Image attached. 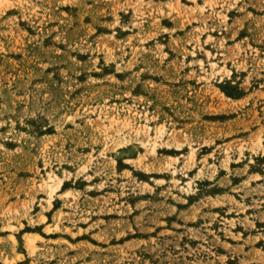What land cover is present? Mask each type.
Here are the masks:
<instances>
[{"label":"rangeland","instance_id":"374dc122","mask_svg":"<svg viewBox=\"0 0 264 264\" xmlns=\"http://www.w3.org/2000/svg\"><path fill=\"white\" fill-rule=\"evenodd\" d=\"M0 264H264V0H0Z\"/></svg>","mask_w":264,"mask_h":264},{"label":"bare ground","instance_id":"6f19581e","mask_svg":"<svg viewBox=\"0 0 264 264\" xmlns=\"http://www.w3.org/2000/svg\"><path fill=\"white\" fill-rule=\"evenodd\" d=\"M158 130H159V132H163L164 131L163 126H161ZM150 148H151V150L153 152H157V141L153 142L151 144ZM179 148H181V147H179ZM194 152H195V150L192 149V154ZM56 177H58V178H56ZM63 182H64V179L62 177H59V176H56V175H52V174L49 175V180L45 181V183L48 185V188L50 189V191H49V199L48 200H49V203L51 205L53 204L52 200H53L54 194L59 192V191H62L60 189V187L63 185ZM63 194L65 196H68L69 194H71V189L65 190L63 192ZM26 235H27V245L29 247H33L35 240L37 238H39V237H42L39 233H36V232H28Z\"/></svg>","mask_w":264,"mask_h":264}]
</instances>
